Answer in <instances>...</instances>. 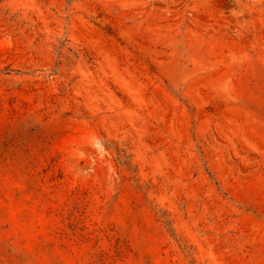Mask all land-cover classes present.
<instances>
[{"label":"rangeland","instance_id":"374dc122","mask_svg":"<svg viewBox=\"0 0 264 264\" xmlns=\"http://www.w3.org/2000/svg\"><path fill=\"white\" fill-rule=\"evenodd\" d=\"M0 264H264V0H0Z\"/></svg>","mask_w":264,"mask_h":264}]
</instances>
